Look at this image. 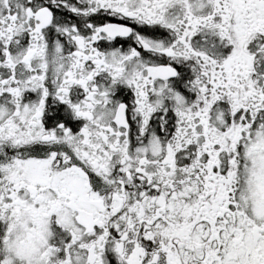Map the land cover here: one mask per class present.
<instances>
[{
	"label": "snow or ice",
	"instance_id": "1",
	"mask_svg": "<svg viewBox=\"0 0 264 264\" xmlns=\"http://www.w3.org/2000/svg\"><path fill=\"white\" fill-rule=\"evenodd\" d=\"M0 264H264V0H0Z\"/></svg>",
	"mask_w": 264,
	"mask_h": 264
}]
</instances>
